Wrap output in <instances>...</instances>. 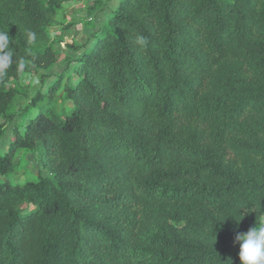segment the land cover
Wrapping results in <instances>:
<instances>
[{"label": "trees", "instance_id": "16d2710c", "mask_svg": "<svg viewBox=\"0 0 264 264\" xmlns=\"http://www.w3.org/2000/svg\"><path fill=\"white\" fill-rule=\"evenodd\" d=\"M68 1L0 0V114L57 63ZM72 70L0 153V264H241L264 218V0H118ZM17 149L36 181L11 180Z\"/></svg>", "mask_w": 264, "mask_h": 264}, {"label": "rangeland", "instance_id": "374dc122", "mask_svg": "<svg viewBox=\"0 0 264 264\" xmlns=\"http://www.w3.org/2000/svg\"><path fill=\"white\" fill-rule=\"evenodd\" d=\"M118 0H71L65 2L56 15L59 25L50 29L52 39L62 40L57 45L60 58L48 70H38L30 77L21 78L16 85L12 102L0 114V153L7 150L8 142L13 135V129L22 130L28 119L37 108L30 104V100L38 96V104L45 103L48 86L55 80L61 83L73 84L76 74L72 68L79 54L90 45L92 37L97 33L100 25L105 21L107 14L114 9ZM65 27H68L65 29ZM66 44H77L78 50H71ZM54 108L68 112L71 102L63 98L61 86L53 95ZM15 173L11 176L14 182L24 183L36 181L40 167L36 156L27 149H17L14 156ZM264 220V218H262ZM261 220V221H262Z\"/></svg>", "mask_w": 264, "mask_h": 264}, {"label": "clouds", "instance_id": "9594fccd", "mask_svg": "<svg viewBox=\"0 0 264 264\" xmlns=\"http://www.w3.org/2000/svg\"><path fill=\"white\" fill-rule=\"evenodd\" d=\"M27 35L29 41L35 40V33L29 32ZM135 42L144 47L148 40L145 36L137 34ZM10 45H12V38L9 36V32L0 31V77L5 76L14 63L15 52ZM260 215H264V213H260ZM239 217L240 219L235 217L237 223L242 219V216ZM235 242L240 245L241 264H264V220L259 224L256 222V226L249 229L247 233H238Z\"/></svg>", "mask_w": 264, "mask_h": 264}]
</instances>
